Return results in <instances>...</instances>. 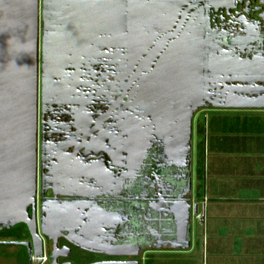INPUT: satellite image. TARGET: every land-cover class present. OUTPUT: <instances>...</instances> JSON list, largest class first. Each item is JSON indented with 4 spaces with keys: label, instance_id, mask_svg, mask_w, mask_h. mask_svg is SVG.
Here are the masks:
<instances>
[{
    "label": "flooded vegetation",
    "instance_id": "1",
    "mask_svg": "<svg viewBox=\"0 0 264 264\" xmlns=\"http://www.w3.org/2000/svg\"><path fill=\"white\" fill-rule=\"evenodd\" d=\"M158 2L148 8L154 24L142 28L148 39L139 55L130 57L120 40L102 51L92 46L83 64L68 69L69 94H54L44 108L39 79L37 192L29 215L34 210L41 264H148L163 249L150 247L168 238L166 214L177 202L169 195L180 193L170 184L182 177L178 134L185 107L199 96L201 69L208 104L194 111L192 128L203 110H230L224 106L234 96L264 103V0ZM233 63L246 72L232 74ZM192 171L193 156L191 181ZM186 198L198 205L192 192ZM32 243L25 224L0 230V246L21 247L27 258ZM77 251L88 259L73 261Z\"/></svg>",
    "mask_w": 264,
    "mask_h": 264
},
{
    "label": "water",
    "instance_id": "2",
    "mask_svg": "<svg viewBox=\"0 0 264 264\" xmlns=\"http://www.w3.org/2000/svg\"><path fill=\"white\" fill-rule=\"evenodd\" d=\"M155 2L0 0V230L10 229L17 224L28 227L33 238L29 264H41V261L35 259L42 256L41 247L40 250L35 248L34 210L29 215V208L34 207L37 192L39 79L44 108L54 94H69L68 69L74 64H83L92 46L102 51L113 48L116 40H120L121 48H127L130 57L139 55L137 50L140 44L148 39L143 37L142 28L146 24H154L149 19L148 8L152 11L161 6V3L157 5ZM188 44L185 41L184 45ZM186 53L181 55L186 56ZM232 69V74L246 72V67L237 63L232 64ZM216 70L220 71V67ZM237 82L248 85L253 83L240 79ZM198 84L199 96L192 109L188 105L185 107L183 127L178 134L176 151L182 161L177 167L181 169L182 177L175 185L170 184H179L175 190L180 193L169 195L170 198L177 197V202L169 205L166 214L169 222L168 238L162 243L153 244L150 247L153 249L169 247L185 250L190 246L191 220L198 215V205L190 206L186 198L192 192L191 125L194 111L208 104L204 98L207 84L202 69ZM251 95L246 100L234 96L232 101H235L224 107L264 110V103L259 102L261 99ZM212 106L219 107L216 104ZM41 226L43 228V221ZM137 253L132 255L136 256Z\"/></svg>",
    "mask_w": 264,
    "mask_h": 264
},
{
    "label": "crops",
    "instance_id": "3",
    "mask_svg": "<svg viewBox=\"0 0 264 264\" xmlns=\"http://www.w3.org/2000/svg\"><path fill=\"white\" fill-rule=\"evenodd\" d=\"M201 113L211 116L208 125L205 122L209 138L204 145V196L192 194L205 213L195 218L207 220L211 233H228L214 239L207 264H264V110ZM220 115L229 116L222 119ZM191 251L192 239L185 250L167 247L151 255Z\"/></svg>",
    "mask_w": 264,
    "mask_h": 264
},
{
    "label": "rangeland",
    "instance_id": "4",
    "mask_svg": "<svg viewBox=\"0 0 264 264\" xmlns=\"http://www.w3.org/2000/svg\"><path fill=\"white\" fill-rule=\"evenodd\" d=\"M211 115L209 113H199L193 120L192 128V156H193V171H192V194L194 197L200 194L204 196V145L208 142V130L206 131V123ZM223 118L229 115H220ZM233 116V115H231ZM238 116V115H235ZM260 119V115H256ZM220 117V118H221ZM208 119V120H207ZM206 122V123H205ZM198 199V198H197ZM198 212L201 217H204L203 206L198 204ZM208 216V214H205ZM207 218V217H206ZM212 228L207 226V220L203 223L202 219L192 218L191 221V239L192 251L183 254H159L150 255L149 259L153 257V261L148 264H207V259L211 255V248H214L212 242L215 238L225 237L227 232L220 231L217 234L211 233ZM216 236V237H215ZM206 239L205 245L204 240ZM209 242V244H208ZM237 243V242H236ZM237 251L239 248L235 246ZM87 256L77 251L73 255V261L82 263ZM0 264H28V258L24 250L18 246H0Z\"/></svg>",
    "mask_w": 264,
    "mask_h": 264
},
{
    "label": "built area",
    "instance_id": "5",
    "mask_svg": "<svg viewBox=\"0 0 264 264\" xmlns=\"http://www.w3.org/2000/svg\"><path fill=\"white\" fill-rule=\"evenodd\" d=\"M196 217H197V218H200L201 216L198 214ZM35 260H36V261H41V260L44 261V258H41V257H40V258H36Z\"/></svg>",
    "mask_w": 264,
    "mask_h": 264
}]
</instances>
